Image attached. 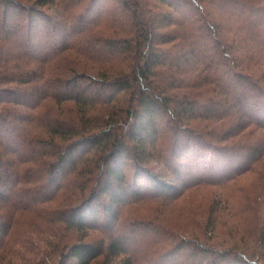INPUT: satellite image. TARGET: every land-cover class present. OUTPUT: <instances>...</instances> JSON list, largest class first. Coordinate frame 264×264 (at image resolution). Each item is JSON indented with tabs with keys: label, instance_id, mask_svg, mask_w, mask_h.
<instances>
[{
	"label": "trees",
	"instance_id": "16d2710c",
	"mask_svg": "<svg viewBox=\"0 0 264 264\" xmlns=\"http://www.w3.org/2000/svg\"><path fill=\"white\" fill-rule=\"evenodd\" d=\"M201 188L154 264H264V0H0V264H140Z\"/></svg>",
	"mask_w": 264,
	"mask_h": 264
},
{
	"label": "rangeland",
	"instance_id": "374dc122",
	"mask_svg": "<svg viewBox=\"0 0 264 264\" xmlns=\"http://www.w3.org/2000/svg\"><path fill=\"white\" fill-rule=\"evenodd\" d=\"M252 181V178L247 177L239 180L235 186H229L222 190L225 195L224 199L227 201L225 204L226 208L230 207L232 209L225 210V212L240 214L238 209L242 205V196L248 191V187ZM211 189L201 188L198 191H194L187 196L188 200L186 205L181 207L178 202L164 203L155 200H146L139 202L138 205L130 209L127 222H135L143 227L149 228L145 230L139 229L138 233L134 234V238L131 236L129 239L130 244L134 245L132 248L133 252L136 253L140 261L143 258L141 261L142 264H154L155 258L169 250V245L176 241L175 235L189 233L194 229L195 225H199L198 221L205 219L209 210L210 197L208 194ZM185 211L189 212L187 213ZM134 216L136 217L133 221L132 218ZM152 256L153 260L151 261L148 258ZM171 257L173 256H167L168 259ZM166 261L168 260L162 259L157 264H165Z\"/></svg>",
	"mask_w": 264,
	"mask_h": 264
}]
</instances>
